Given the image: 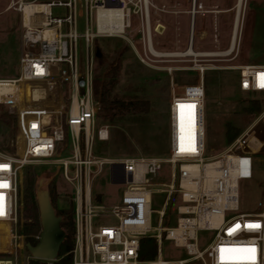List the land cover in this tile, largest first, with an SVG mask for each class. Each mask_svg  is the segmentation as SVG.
I'll return each mask as SVG.
<instances>
[{
	"label": "built area",
	"instance_id": "built-area-1",
	"mask_svg": "<svg viewBox=\"0 0 264 264\" xmlns=\"http://www.w3.org/2000/svg\"><path fill=\"white\" fill-rule=\"evenodd\" d=\"M76 1L11 0L6 8L20 14L23 50L18 77L0 80L14 87L13 97L0 104L15 112L18 129L17 154H0V264L35 260L29 254L24 262L20 260V250L26 243L18 219L19 176L21 169L31 164L56 166L74 187L71 264H264V185L255 210H241V183L251 181L257 164H264V140L256 136L257 126L253 125L223 152L205 156L202 81L187 84L180 94L170 96L167 157L111 160L95 156L94 140L106 142L109 131L96 124L100 103L94 94L93 42L98 38H124L134 16L144 52L150 54L146 24L150 9H159L147 0H82L84 31L78 34ZM24 3L44 9H33L25 21ZM54 8L63 13L54 14ZM205 13L197 0H191L189 21ZM153 31L157 32L156 28ZM192 37L189 34L190 46ZM79 39L86 49L82 73L76 62ZM230 48L228 42L224 50ZM210 58L214 57L191 58L194 70L200 74L209 70L208 65L198 63L212 62ZM237 83L242 93H264V65L239 66ZM34 92H40V96L34 97ZM180 114L191 124L182 137L178 129ZM166 165L170 183L158 189L154 179ZM103 167L108 168L109 183L124 188L119 201L110 206L95 205L96 196L90 190L91 179ZM70 168L72 177L68 176ZM156 196H163L160 210L153 209ZM172 198L177 200L173 225L153 227V214L157 224L165 223ZM102 217L111 218V223L94 222ZM204 231L212 232L213 237L199 249L198 233ZM146 237L155 241L156 258L144 263L139 259V249ZM33 238L37 241L38 235ZM163 242L184 250L186 258L161 259Z\"/></svg>",
	"mask_w": 264,
	"mask_h": 264
},
{
	"label": "rangeland",
	"instance_id": "rangeland-1",
	"mask_svg": "<svg viewBox=\"0 0 264 264\" xmlns=\"http://www.w3.org/2000/svg\"><path fill=\"white\" fill-rule=\"evenodd\" d=\"M11 0H0V28L14 25L20 15L8 11L3 13L5 4ZM16 1V0H14ZM30 1V0H25ZM51 0H38L50 2ZM159 10L150 9L151 42L153 48L162 54L183 53L188 46L189 14L191 0H149ZM206 12L197 15L193 25V49L200 52H216L227 48L232 30L236 0H197ZM77 32L84 31V6L82 0L76 1ZM54 14L63 10L53 9ZM131 29L124 38H98L92 45V66L94 80L103 81L106 73L117 70L112 80L108 98L129 107L108 122L104 120L100 109L96 124L108 127L109 137L106 142H93L94 154L107 159L130 157H167L169 154L168 104L172 94H180L183 86L202 81L205 87L204 133L206 155L212 156L223 152L230 142L253 125L257 126V137L264 140V93H242L238 89V68L241 65H264V0H244L240 17L239 49L231 56L210 58L212 62L198 63L208 65L203 74L194 70L191 58L152 57L144 52L141 30L137 18L131 16ZM161 25V33L153 31ZM94 24H92V29ZM238 41V37H237ZM20 49L5 44L1 47L6 60L12 56L18 58ZM21 50V52H22ZM20 52V53H21ZM97 54L100 57H97ZM179 57V56H178ZM185 57V56H183ZM213 57V56H212ZM86 49L79 39L76 43V62L80 72H84ZM203 60V59H200ZM10 77H18V61L11 66ZM139 105L134 109L133 105ZM144 104V105H142ZM181 123L179 122V127ZM18 136L17 117L11 107L0 104V154L16 155ZM231 139V140H230ZM71 168L68 176L72 177ZM41 189L54 188L55 207L67 210L73 206L74 187L63 177L62 171L54 165L31 164L21 169L18 191V219L22 226L24 200L30 188L35 199L39 182ZM156 188L170 183L169 166H162L154 179ZM264 185V164L259 163L254 169L253 179L241 183V200L245 210H255ZM122 186H114L108 180V168L91 179L90 190L95 205L110 206L116 204L123 191ZM163 196L154 199V210L161 209ZM177 200L169 203L164 224H157L156 215L152 216V226H165L175 220L174 207ZM101 224L111 223V218L102 217L94 220ZM213 237L212 232L198 233V248L201 249ZM25 243V242H24ZM28 253L20 250V260L25 261ZM161 259H185L184 250L177 249L169 242L161 246Z\"/></svg>",
	"mask_w": 264,
	"mask_h": 264
},
{
	"label": "trees",
	"instance_id": "trees-1",
	"mask_svg": "<svg viewBox=\"0 0 264 264\" xmlns=\"http://www.w3.org/2000/svg\"><path fill=\"white\" fill-rule=\"evenodd\" d=\"M117 76V70L114 68L113 72L108 71L104 77L103 81L97 82L94 80V94L96 99L101 105V112L103 113L104 120L110 122L114 120L118 114L123 111L128 112L129 107L124 104H119L118 101L110 100L108 98L110 85L113 83L112 78ZM110 77V80H105ZM144 105V104H142ZM134 109L138 110L139 105H133ZM231 140V139H230ZM30 188L28 194L25 196L24 200V210H23V224L20 228L21 235L24 237V242L34 245L36 241L34 236L38 235L40 232L38 209L33 198L31 182H29ZM50 197L51 204L56 212V215L61 217L60 227L64 231V240L59 248L57 259L53 262H46L41 260H29L28 264H71V254L70 251L73 247V212L72 207L67 210H58L55 207L56 194L53 186L47 189ZM156 258V244L151 238H143L140 241L139 249V259L141 262L147 263L152 262Z\"/></svg>",
	"mask_w": 264,
	"mask_h": 264
},
{
	"label": "bare ground",
	"instance_id": "bare-ground-1",
	"mask_svg": "<svg viewBox=\"0 0 264 264\" xmlns=\"http://www.w3.org/2000/svg\"><path fill=\"white\" fill-rule=\"evenodd\" d=\"M149 0H147L148 2ZM243 1L244 0H237L236 5H235V15H234V19L232 22V30H231V38L229 40V44H231V48L228 49V51L224 50V51H218V52H214L211 54H204V53H208V52H200V51H193L191 48H193V46L188 45L185 52L183 53H169V54H162L160 52H157L153 46H152V42H151V27H150V16L149 19L147 21L146 24V29L148 30V43H149V51L150 54L155 57V58H160V57H171V58H198V57H214V56H221V57H226V56H231L232 54L235 53V49L237 46V37H238V32H239V22H240V17H241V10H242V6H243ZM149 3L155 7L154 4H152L150 1ZM33 9L38 10H43L44 7H31L30 4L28 3H24V9H23V18L25 19V21H27L31 11ZM41 12V11H40ZM119 22L118 25L121 27L122 23L120 20V15H119ZM193 23L194 21H190L189 23V34H193ZM163 30V27L161 25L156 27V31L158 33H161ZM189 39V38H188ZM193 42V37L191 38V43ZM179 56V57H178ZM185 56V57H183ZM195 62H197L196 60H194ZM14 87L12 84L9 83H0V102H2V100L4 99H8L10 100L13 95H14V91H13ZM26 95L28 94V88H26ZM40 96V92H34V97H38ZM179 122L181 123V126L179 127ZM191 128V124L189 123L187 117L183 114L179 115L178 118V129H179V134L180 136H185L186 134H188L189 130Z\"/></svg>",
	"mask_w": 264,
	"mask_h": 264
},
{
	"label": "water",
	"instance_id": "water-1",
	"mask_svg": "<svg viewBox=\"0 0 264 264\" xmlns=\"http://www.w3.org/2000/svg\"><path fill=\"white\" fill-rule=\"evenodd\" d=\"M99 58L100 55L97 54ZM42 181L39 182L35 193V202L38 209L40 232L34 245L26 243L24 249L31 259L53 262L57 259L59 248L64 240V231L61 229V217L51 204L47 190L41 189Z\"/></svg>",
	"mask_w": 264,
	"mask_h": 264
},
{
	"label": "crops",
	"instance_id": "crops-1",
	"mask_svg": "<svg viewBox=\"0 0 264 264\" xmlns=\"http://www.w3.org/2000/svg\"><path fill=\"white\" fill-rule=\"evenodd\" d=\"M237 2V0H236ZM236 5V3H235ZM8 5L5 4L3 7V13L10 11L6 10ZM235 9V7H234ZM13 11V10H11ZM13 13H17L13 11ZM19 14V13H18ZM20 15V14H19ZM20 17V16H19ZM195 20V19H194ZM194 25V23H193ZM23 29L21 27V18H17L16 21L14 22V25H11L7 27L6 29L0 28V80H8V79H14L13 77H10V68L11 66H16L17 61H18V68H19V57H20V52L22 49H20L19 56L18 58L16 56H12L10 59L6 60V55L2 53L1 47L5 44L10 46L11 48H15L18 46L21 48L22 43H21V36H22ZM231 38V36H230ZM193 43V42H192ZM193 45V44H192ZM193 51H195L193 48H191ZM196 52V51H195Z\"/></svg>",
	"mask_w": 264,
	"mask_h": 264
}]
</instances>
